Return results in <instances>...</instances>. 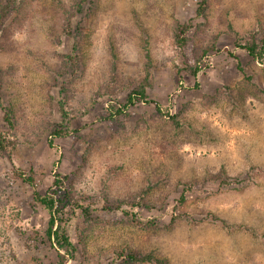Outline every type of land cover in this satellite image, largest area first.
<instances>
[{
	"label": "rangeland",
	"instance_id": "1",
	"mask_svg": "<svg viewBox=\"0 0 264 264\" xmlns=\"http://www.w3.org/2000/svg\"><path fill=\"white\" fill-rule=\"evenodd\" d=\"M13 5L0 24V132L14 141L0 153V264H58L60 254L125 264L122 250L172 264H264V63L235 44L264 32V0H208L203 16L199 0ZM112 48L115 95L103 89ZM205 48L214 50L200 60ZM147 51L148 95L166 114L144 101L124 107ZM57 178L92 212L69 221L74 257L47 239L50 215L34 199ZM147 188L152 209L122 206L139 220L107 208Z\"/></svg>",
	"mask_w": 264,
	"mask_h": 264
},
{
	"label": "trees",
	"instance_id": "2",
	"mask_svg": "<svg viewBox=\"0 0 264 264\" xmlns=\"http://www.w3.org/2000/svg\"><path fill=\"white\" fill-rule=\"evenodd\" d=\"M14 1L15 0H8L6 4L2 3L0 0V24L1 21L7 16V14L13 10L14 8ZM86 1V0H84ZM207 1L208 0H199V7L197 9V15L203 16L207 10ZM191 27L189 24H178L177 30L175 33L176 43L181 48L184 49L188 44V30ZM236 47H240L255 60H257L260 63H264V32L261 35L253 34L251 38L245 43L241 44L237 38H236ZM214 50V48H205L202 51V54L200 56V60L207 54V52ZM112 51V65H111V77L104 86V94H110L115 95L120 88L118 87L119 82V74H118V68H117V55L113 48ZM231 55H234L232 51H228ZM73 58V57H71ZM147 62L144 67V76L140 83L136 86H131V91L129 92L127 96L126 103L124 104V107H127L129 105L136 104L138 102L144 101L146 103H153L156 106V109L160 114H166L162 110V106L157 100L151 99L148 95V86L150 85L151 78H152V63L150 59V54L147 51L146 53ZM240 68V64H238ZM191 70V73L193 75H197L198 73V67L192 68L191 66L187 67ZM252 77H249V79ZM252 80V79H250ZM63 113L67 114L64 109ZM117 112L119 114H124L122 109H117ZM168 115V112H167ZM170 119L177 125H179V121L177 119V114L169 115ZM5 118L10 121L8 113L5 114ZM54 134L56 136H61L64 134V131L62 128H57L54 131ZM52 144V143H51ZM14 145V141L10 138V136L6 132H0V153L6 152L9 147H12ZM20 177H23L22 174L19 175ZM27 182L34 184V178L31 177H24ZM228 179V178H227ZM149 189L143 190L137 197H133L129 200L122 201L120 204L116 206H112L108 204V209L113 210H122L126 214L132 213V216L136 219L137 213L134 211L130 212L128 209H122L123 205H129L132 208H140L143 206H148L149 209H152L153 207L150 206L147 203V195H148ZM34 199L39 202L44 208H46L49 212L50 218H49V225L48 229L46 231V237L47 239L53 244L56 245L59 249L64 250L66 253L71 254V256L74 257V252H76V247L74 246L73 242L71 241L68 232H67V226L69 224V221L72 217H76L77 212H81V215H83V218H86V220H90L91 216V210L89 208H86L82 205V203L76 199L73 200L70 196V194L64 189V183L59 178L54 180L53 186L50 187V190L47 194L42 195L38 191H34ZM181 201H184V195L180 197ZM69 207V208H68ZM175 219L172 215V220ZM87 220V221H88ZM153 221H148L145 224L148 226ZM60 261L58 264H66V258L65 254H60ZM115 259L122 260V263L125 264H172L170 260L166 257L159 256L155 252H135L130 251L126 252L125 250H122L120 252L116 253Z\"/></svg>",
	"mask_w": 264,
	"mask_h": 264
}]
</instances>
